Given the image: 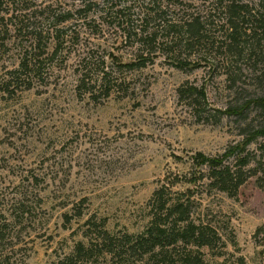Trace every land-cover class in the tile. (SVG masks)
Masks as SVG:
<instances>
[{
  "label": "rangeland",
  "instance_id": "1",
  "mask_svg": "<svg viewBox=\"0 0 264 264\" xmlns=\"http://www.w3.org/2000/svg\"><path fill=\"white\" fill-rule=\"evenodd\" d=\"M96 1L93 10L74 12L80 44L71 47L65 62L56 60L49 85L12 98L0 94V198L36 182L35 177L39 187L34 192L41 198L35 195L28 219L16 227L21 230L24 255L19 253L9 264H57L79 240L86 241L84 222L92 214L98 221L106 218L111 232H141L149 220L147 202L167 175L189 172L190 157L198 151L222 154L228 145L243 138L242 117L229 114L217 121V110H225L237 97L248 100L262 89L245 75L232 87L223 71L229 65L237 70L243 60L225 65L224 58L230 53L222 45L223 39L215 35L218 45L211 53L216 68L212 62L192 69L177 68L167 58L165 45L157 44L153 64L125 72L129 96L124 97L121 91L97 102L88 96L78 97L75 69L82 49H92L115 62L130 61L141 32L159 30V36L165 37L162 15L177 20L188 13L208 14L216 0H184L190 4L186 7L164 0ZM38 2L62 10L74 11L79 6L77 0ZM6 62L11 65L13 57ZM187 82L205 88L208 106L201 118L189 100L178 94V87ZM247 110L249 119L258 116L254 104ZM249 148L264 167V137ZM189 186L200 190L195 216L210 221L225 238L237 242L236 246L229 243L221 257L203 248L204 264H243L240 257L244 264H264V229L258 230L264 225V188L251 191L246 200L203 184H180L174 189ZM75 205L82 208L84 216L65 224L63 214L74 213ZM135 258H129L130 262ZM99 260V264L125 261L116 255L100 256Z\"/></svg>",
  "mask_w": 264,
  "mask_h": 264
},
{
  "label": "trees",
  "instance_id": "2",
  "mask_svg": "<svg viewBox=\"0 0 264 264\" xmlns=\"http://www.w3.org/2000/svg\"><path fill=\"white\" fill-rule=\"evenodd\" d=\"M77 1L79 6L73 11L38 0H0L2 96L12 98L53 81L56 60L61 58L65 62L72 52L71 47L81 41L80 32L73 23L74 12L90 11L98 6L96 0ZM164 1L178 7L190 6L184 0ZM212 9L208 14L188 13L177 20L162 15L164 23L160 25L165 37L159 36V30L141 32L134 58L127 62L108 60L107 56H98L92 49H82L75 69V91L78 97L88 96L96 102L100 97L109 98L121 91L124 97L129 96L125 72H135L153 64L159 50L157 44L165 45L167 58L177 68L192 69L211 62L216 68L218 63L211 49L218 45L215 39L218 35L230 53L224 58L225 65L227 61H247L237 66V70L229 65L223 71L232 87L242 80V75L262 87L259 94L248 100L237 97L225 110H217V121L229 114L242 117L245 124L240 135L243 138L228 145L222 154L198 151L190 157L192 168L189 172L167 175L147 202L149 220L141 232H111L106 218L98 221L96 214L88 216L83 230L86 241L79 240L57 264L79 261L99 264L100 256L108 255L124 258L121 264L135 261L141 264H204L206 252L203 248L221 257L227 252L229 243L237 245L235 238H225L217 226L195 216L200 207L196 196L200 191L198 188L174 189L180 184L193 187L203 184L208 189L246 200L251 191L264 188V167L249 148L259 137H264V0L254 3L216 0ZM162 12L167 13L166 10ZM11 57L14 62L8 65L6 61ZM177 91L180 98L189 100L195 114L201 118L208 106L205 88L187 82ZM252 104L258 109V116L249 119L247 108ZM35 180L12 196L5 194L0 198V264H9L12 258L24 253L25 245H20L21 230L16 227L28 219L35 195L36 199H41L34 192L39 187V179L35 177ZM73 209L74 213L63 214L65 224L84 216L82 208L75 205ZM260 229H264V225ZM133 257L136 258L130 262L129 258ZM239 259L245 263L244 257Z\"/></svg>",
  "mask_w": 264,
  "mask_h": 264
}]
</instances>
